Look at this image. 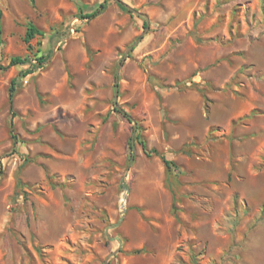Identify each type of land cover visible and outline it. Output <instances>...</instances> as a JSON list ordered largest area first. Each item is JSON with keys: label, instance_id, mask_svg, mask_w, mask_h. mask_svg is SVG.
Instances as JSON below:
<instances>
[{"label": "rangeland", "instance_id": "rangeland-1", "mask_svg": "<svg viewBox=\"0 0 264 264\" xmlns=\"http://www.w3.org/2000/svg\"><path fill=\"white\" fill-rule=\"evenodd\" d=\"M0 23V264H264V0H0Z\"/></svg>", "mask_w": 264, "mask_h": 264}, {"label": "trees", "instance_id": "trees-1", "mask_svg": "<svg viewBox=\"0 0 264 264\" xmlns=\"http://www.w3.org/2000/svg\"><path fill=\"white\" fill-rule=\"evenodd\" d=\"M105 6V2H102L100 4V6L98 8H96L93 12H91L90 14L87 15V17H95L98 12L100 11V8H103ZM0 33H2V25L0 23ZM45 33L38 27L36 26L34 23L30 22L27 26V30H26V34H25V42L28 44L30 49H33V46L31 44L32 39H34L37 35H44ZM2 42L1 38H0V43ZM37 56V55H36ZM36 59V63H34L31 59H29L27 56L26 57H22V56H13L10 60V63L8 66L10 65H17V64H25V63H29L30 67L27 68L24 72L23 75H29L31 73H33L34 71H36L37 68L43 67L44 63L46 62V56L44 54L35 57ZM7 66V67H8ZM0 68L5 69L4 66H2L0 64ZM16 84H17V79L13 78L11 80V85L9 88V100L11 103V106H13L14 103V97L16 94ZM121 111V110H120ZM123 115L125 117L130 118L129 114H127L126 112H122ZM13 123V122H12ZM143 144V148L145 150V153H147L148 155H151L152 153H157V150H152V151H148L145 142H142ZM165 166L168 170H171L174 167H177L176 163L173 160H169L168 158H166L164 155L161 156Z\"/></svg>", "mask_w": 264, "mask_h": 264}, {"label": "water", "instance_id": "water-1", "mask_svg": "<svg viewBox=\"0 0 264 264\" xmlns=\"http://www.w3.org/2000/svg\"><path fill=\"white\" fill-rule=\"evenodd\" d=\"M116 98L115 99H117V97H118V88L116 89V96H115ZM126 212V208H124V213ZM106 264H110L108 261H106Z\"/></svg>", "mask_w": 264, "mask_h": 264}, {"label": "bare ground", "instance_id": "bare-ground-1", "mask_svg": "<svg viewBox=\"0 0 264 264\" xmlns=\"http://www.w3.org/2000/svg\"><path fill=\"white\" fill-rule=\"evenodd\" d=\"M123 199H124V198H123ZM123 202H125V200H124Z\"/></svg>", "mask_w": 264, "mask_h": 264}]
</instances>
